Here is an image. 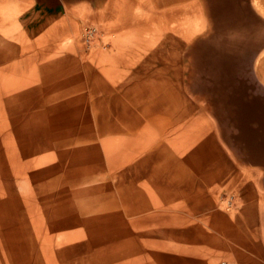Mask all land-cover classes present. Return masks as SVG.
<instances>
[{
  "label": "rangeland",
  "instance_id": "rangeland-1",
  "mask_svg": "<svg viewBox=\"0 0 264 264\" xmlns=\"http://www.w3.org/2000/svg\"><path fill=\"white\" fill-rule=\"evenodd\" d=\"M193 1L206 33L139 50L108 0H10L31 31L52 21L69 38L19 73L23 93L0 97V264H264V16L253 0ZM158 147L165 161H152Z\"/></svg>",
  "mask_w": 264,
  "mask_h": 264
},
{
  "label": "bare ground",
  "instance_id": "bare-ground-1",
  "mask_svg": "<svg viewBox=\"0 0 264 264\" xmlns=\"http://www.w3.org/2000/svg\"><path fill=\"white\" fill-rule=\"evenodd\" d=\"M253 1H254L253 2L254 3V7L257 10V12L259 14H261L262 16H264V0H253ZM20 7L21 8H19V6L14 4V3L13 4L10 3V0H0V97H3V95H11V94H21V93H23L25 91V88H26L25 83H24V79L28 75L32 74L33 71H31V70L35 69L38 65H41L43 63V61L46 62L50 58L53 59V55L55 53H57L60 50L64 49L65 42H67L66 39L69 38L66 35L60 34L58 32L59 31V27L58 26H60V25L57 24V23H54L52 21L49 22L47 25L39 26L38 29H35V30L31 31V29L29 27L30 23H28V20L25 18L26 17L25 15L27 14V8H26V6H20ZM108 8L111 11V13L114 14L118 18L117 21L118 20L120 22L124 21L123 25L121 27V31H124V35L121 36L122 40L125 42L126 45L128 44L129 46H132L134 48H138L139 50H140V48L145 47V44L150 43L151 46L157 44L158 42H160L162 40V38H165L166 41L169 42L171 39H173V37L175 35H178L180 38H182V39H184V40H186L188 42L196 34L203 32L205 30V28H206V22H205V19H204V16H203V9H202V6L199 3V1L197 2V1H193V0H108ZM22 17H24V19H22V21H21ZM121 18H123V19H121ZM62 26H65V25H62ZM62 26H61V28H63ZM162 36H164V37H162ZM148 46H150V45H148ZM258 64L260 66V69L262 71H264V57L261 56V58L259 59ZM28 68H29V71H31V74H27V75L25 74L24 75V73H23V78H21L19 73L22 75V72L28 71L27 70ZM103 71L107 75L108 70L106 69V71L105 70H103ZM15 91H17V92H15ZM93 93H94V96H95L97 94L96 90H94ZM20 96H23V95H20ZM166 101L168 102L167 98H166V100L163 99V101H160L159 102L160 104H155L154 110L156 111V107H159L160 109H159L158 112H161V114H157L156 115V119L158 120V122H156V119L153 117L152 119H150V120L148 119L147 121H144L143 123H141L140 124V128H142L144 130V132L142 133L143 134L142 137L139 134L138 130L134 132V134L137 133V135L139 134L138 136H140L139 138H137V140H139L138 142L141 145V146H139V144H137L139 146V148L142 147L143 149H145L148 145H150L153 142V140H152L153 138L151 136L147 135L148 132L150 131L149 130L150 129L149 125L152 126V128L154 126L155 128H157V131H158L160 126L164 124L165 121H163L164 120L163 118L165 117L166 112H169L168 110L170 108H172V107H170L169 104L167 106V102ZM164 102H166V104H164ZM77 108L79 109V107H77ZM1 112L2 111L0 110V113ZM41 112L42 111H40V113ZM67 112H69V111H67ZM72 112L73 111H71V113ZM34 113L32 114V116L33 115L35 116V114H36L37 117L40 116V115L39 116L37 115L38 112L35 113V114ZM40 113H38V114H40ZM74 113H75V110H74ZM79 113H80V111H79ZM4 114H5V111H4ZM43 114H44V117H45V113H42V115ZM0 115H1V117L3 116L2 113ZM25 116H26V114H25ZM63 116L65 117V115H62V117ZM66 116H69V115L67 114ZM70 116H69V118H70ZM16 118H18V117H15V120H16ZM23 118H24V115H23ZM63 118H62V120H63ZM39 119H41V118L39 117ZM65 119H67V118H65ZM4 120H9L10 121L11 119H4ZM28 120L29 119H27V122H28ZM50 120H51V118H50ZM12 121H13V119H12ZM29 121L31 122V117H30ZM4 123H5V121H4ZM12 123L13 122H11L10 125ZM26 124H28V123H26ZM13 125H15V124H13ZM43 125H45V124H42L41 126H43ZM24 126H27V125H24ZM28 126H31V124L28 125ZM45 126H47V125H45ZM166 126H168V125L166 124ZM21 127H23V126H21ZM37 127L38 126L36 125L35 128L37 129ZM155 128H153V129L155 130ZM10 129H12V127ZM42 129L46 130V128H43V127H42ZM16 130H18V129H16ZM21 130H23V129H21ZM44 130H42V131H44ZM38 131H36V132H38ZM40 131H41V129H40ZM47 131H46V133H47ZM5 132H7V131H5ZM17 132L19 134V130ZM17 132L15 134H17ZM30 132H32V131L30 130ZM82 133H83V131H82ZM27 134H30V133H27ZM33 134L35 135L36 133L34 132ZM43 134H45V133H43ZM48 134H50V133H48ZM115 134L118 135L117 133H115ZM119 134H120V131H119ZM4 135L6 136V134H4ZM132 135H133V133H132ZM159 135L160 134H158L157 136L159 137ZM23 136H24V134H23ZM25 136H26V133H25ZM17 137H19V135ZM17 137H15V138H17ZM44 137L45 136H43V138ZM108 137H111V136H108ZM158 137H156V138H158ZM0 138H1V136H0ZM12 138L13 137L11 136V138H9V139L12 140ZM7 139H8V137L6 138V140ZM25 139L23 138L24 141H26ZM40 139H41V137H40ZM176 139H174L172 141L174 143L176 151L178 153L183 151L182 155L180 154L177 159H178V161L179 160L181 161L183 159L185 160V158L187 159L189 157V154L191 155V153H189V152L192 150L191 147L193 146V144L190 146V141H189L190 140V135L184 132L182 134L180 140L176 141ZM106 140H107V142L104 143L105 144L104 148H106V151H109V150L113 151V150H115V149H117L119 147L120 143L117 142L118 141V137H117L116 141L111 139V138H108ZM18 141L21 142V138L18 139ZM155 142H156V140H155ZM11 143H9V145H12ZM38 143H40V142H38ZM19 147H21V146H19ZM13 148H14V146H13ZM158 148H160V152L154 153V155L151 157L152 161H159V160L165 161V157H164L163 154H166V153L162 152L164 150H162L161 147H158ZM162 148H164V147H162ZM23 149H24V147H23ZM39 150H41V149H39ZM34 152H36V151H34ZM44 154L47 155L46 153H44ZM45 155H42L41 157L43 158V156H45ZM162 155H163V157H162ZM47 156L45 157V160H47L46 159ZM49 156H50V158H52L50 153H49ZM168 156L169 155H167V157ZM41 157H40V160L42 159ZM36 159H39V158H36ZM36 159H34V160H36ZM25 162H27V161H25ZM25 162H23V163H25ZM35 164H37V163H35ZM28 165H30V164H28ZM31 166H33V165H31ZM36 166H38V164ZM17 167H19V166L17 165ZM41 167H42V165H41ZM28 172H29V170H28ZM42 187H43V185L40 188H42ZM0 189H1V187H0ZM6 191H8V190H6ZM6 197L8 198L7 195H6ZM4 210H5V208H4ZM18 213H20V212H18ZM24 215H22V217ZM25 219H27V216H26ZM25 219H24V221H25ZM54 224H56V223H54ZM54 224L52 223V226ZM27 225H29V224H27ZM25 226H26V224H25ZM57 226L60 227L61 225L60 226L57 225ZM28 227H30V226H28ZM57 228H55L54 231ZM23 229H24V227H23ZM26 229H28V231L30 232L31 228H26ZM185 230H186V228H185ZM49 231H51V229H49ZM57 231H59V230H57ZM3 245L5 246V244H3ZM37 247H39V245ZM4 249H6V248H4ZM37 249H39V248H37ZM163 252H165V251H163ZM6 253H7V251H6ZM170 253H172V252H170ZM40 255H41V253H40ZM6 256H7V254H6ZM170 256H172L174 258L173 255L170 254ZM168 257H169V254H168ZM170 258L171 257H169L168 259H170ZM173 258H172V260H176V259H173ZM175 258H176V256H175ZM178 258L181 259V257H178ZM31 260H32V258H31ZM168 262H170V261L168 260ZM8 263H9V261H8Z\"/></svg>",
  "mask_w": 264,
  "mask_h": 264
},
{
  "label": "water",
  "instance_id": "water-1",
  "mask_svg": "<svg viewBox=\"0 0 264 264\" xmlns=\"http://www.w3.org/2000/svg\"><path fill=\"white\" fill-rule=\"evenodd\" d=\"M261 108H263L262 106H261ZM263 111H264V108H263ZM261 113H263V112H261ZM260 115H262V114H260ZM258 118H260V117H258ZM262 118H264V113H263V117ZM261 119V118H260ZM262 120V122H263V124H264V119H261ZM261 149V151L263 150V152H264V145L263 146H260V147H258V148H256V150H260Z\"/></svg>",
  "mask_w": 264,
  "mask_h": 264
},
{
  "label": "clouds",
  "instance_id": "clouds-1",
  "mask_svg": "<svg viewBox=\"0 0 264 264\" xmlns=\"http://www.w3.org/2000/svg\"><path fill=\"white\" fill-rule=\"evenodd\" d=\"M208 28H209V26H208V24H207V27L205 28V31H204L202 34L206 33V32L208 31ZM202 34H201V35H202Z\"/></svg>",
  "mask_w": 264,
  "mask_h": 264
}]
</instances>
